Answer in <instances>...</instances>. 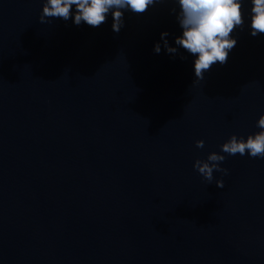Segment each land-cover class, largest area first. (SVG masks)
I'll return each instance as SVG.
<instances>
[{"label": "water", "instance_id": "water-1", "mask_svg": "<svg viewBox=\"0 0 264 264\" xmlns=\"http://www.w3.org/2000/svg\"><path fill=\"white\" fill-rule=\"evenodd\" d=\"M43 2L0 0V264H264V158L223 153L211 183L193 167L259 131L250 0L201 81L177 0L125 11L118 33L111 14L41 22Z\"/></svg>", "mask_w": 264, "mask_h": 264}, {"label": "clouds", "instance_id": "clouds-1", "mask_svg": "<svg viewBox=\"0 0 264 264\" xmlns=\"http://www.w3.org/2000/svg\"><path fill=\"white\" fill-rule=\"evenodd\" d=\"M158 0H44L40 21L46 19H72L76 25L82 22L91 27H99L112 16V30L119 32L124 24V12L143 14ZM244 0H177L178 22L183 29L182 35L175 38V45L182 47L195 57L194 72L198 81L204 79V73L216 64L227 62L228 54L237 41L231 35L245 24ZM251 35L264 34V0H250ZM73 9L75 11H73ZM168 33L162 32L165 50L170 54L177 52V47L168 44ZM154 51L159 53L157 43ZM259 131L247 138L233 133L222 145L221 152L212 151L206 159L197 158L193 167L209 183L214 179V171L227 174L228 169L221 167V162L228 155H249L252 158H264V114L257 121ZM197 148L204 147V140L195 141ZM217 187H223V180L216 179Z\"/></svg>", "mask_w": 264, "mask_h": 264}]
</instances>
